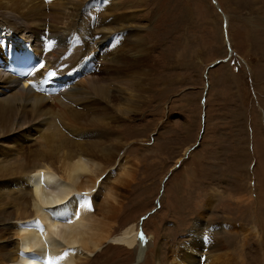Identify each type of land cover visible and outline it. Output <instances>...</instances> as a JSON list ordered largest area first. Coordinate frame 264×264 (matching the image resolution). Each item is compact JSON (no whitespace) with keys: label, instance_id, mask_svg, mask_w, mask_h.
Listing matches in <instances>:
<instances>
[{"label":"rangeland","instance_id":"obj_1","mask_svg":"<svg viewBox=\"0 0 264 264\" xmlns=\"http://www.w3.org/2000/svg\"><path fill=\"white\" fill-rule=\"evenodd\" d=\"M115 1L123 6L124 23L134 16L141 25L145 49L152 51L144 65L143 106L126 114L117 110L123 100L112 99L107 110L113 104L116 114L107 116L108 126H102L104 118L82 121L84 129H72L74 134L65 126L72 147L58 154L81 150L97 164L93 175H99L103 194L124 197L113 236L134 223L141 245L136 251L105 244L98 258L88 255L89 264H101L99 257L106 264H171L181 240L199 227L208 249L192 253L195 264H264V0ZM10 5H20L15 14L30 12L27 0ZM56 87L53 82L50 89ZM138 97L135 85L133 99ZM71 107L77 109L75 126L99 109ZM36 135H1L0 180L16 174L11 165L22 152L57 153L58 147H39ZM3 192L0 208L10 215L15 207ZM5 222L14 220L0 217V225ZM7 226L0 244L11 248L17 240Z\"/></svg>","mask_w":264,"mask_h":264},{"label":"bare ground","instance_id":"obj_2","mask_svg":"<svg viewBox=\"0 0 264 264\" xmlns=\"http://www.w3.org/2000/svg\"><path fill=\"white\" fill-rule=\"evenodd\" d=\"M13 1L0 0V137L13 132L19 140L20 132L28 138L37 133L34 140H42L37 142L39 147L58 148L51 156L48 149L32 150L31 156L22 152L11 165L16 174L0 180V190H5L15 207L10 215L0 208L2 220H14L0 225V235L11 224L17 240L11 248L0 244V264H89L88 255L98 258L97 252L108 243L139 251L134 223L113 236L124 197L111 190L103 194L99 175H93L97 164L81 150L71 156L58 152L71 146V138L61 130L65 126L82 131V121L100 118H104L102 126H108L105 119L116 114L111 112L113 104L107 110L112 99L123 100L118 101L117 110L126 114L142 108L144 65L152 51L145 49L141 25L134 23V16L124 23L120 18L123 6L117 8L115 0H27L30 12L23 14L12 11L20 6L10 5ZM43 1L49 4L46 12ZM23 43H29L40 64L28 76L17 78L9 68L8 53ZM100 63L103 68L98 67ZM126 69L134 70V75ZM49 70L55 71L54 77L39 89L38 81ZM104 70L109 72L102 78L94 77ZM115 81L121 85H114ZM53 82L56 89H50ZM135 85L139 97L133 99ZM55 101L60 107L53 105ZM96 102L103 105L96 107ZM73 104L99 109L95 115L79 118L75 126L78 117ZM65 108H70L67 113ZM200 230L181 240L171 264H195L192 253L208 249L199 240ZM98 261L106 264L104 258Z\"/></svg>","mask_w":264,"mask_h":264},{"label":"water","instance_id":"obj_3","mask_svg":"<svg viewBox=\"0 0 264 264\" xmlns=\"http://www.w3.org/2000/svg\"><path fill=\"white\" fill-rule=\"evenodd\" d=\"M213 1H214V0H213ZM214 3H215V1H214ZM224 34H225V36H226V31H224ZM228 49H229V55H230V48H229V45H228ZM229 55H228V56H229ZM217 62H220V61H217ZM217 62H213V63H211L210 66H214ZM202 132H203V128L201 129V133H202ZM201 135H202V134H200V137H201Z\"/></svg>","mask_w":264,"mask_h":264},{"label":"snow or ice","instance_id":"obj_4","mask_svg":"<svg viewBox=\"0 0 264 264\" xmlns=\"http://www.w3.org/2000/svg\"><path fill=\"white\" fill-rule=\"evenodd\" d=\"M69 222H71L70 219H69Z\"/></svg>","mask_w":264,"mask_h":264}]
</instances>
